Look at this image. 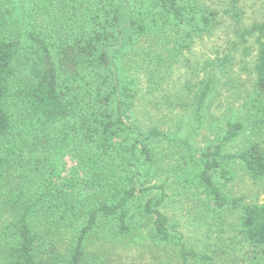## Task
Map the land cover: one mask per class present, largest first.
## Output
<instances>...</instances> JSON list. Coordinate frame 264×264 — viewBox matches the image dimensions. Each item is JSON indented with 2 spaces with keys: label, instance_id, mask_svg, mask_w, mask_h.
<instances>
[{
  "label": "trees",
  "instance_id": "obj_1",
  "mask_svg": "<svg viewBox=\"0 0 264 264\" xmlns=\"http://www.w3.org/2000/svg\"><path fill=\"white\" fill-rule=\"evenodd\" d=\"M26 1L46 15L58 1L73 5L64 20L67 25L53 33L44 27L14 31L13 11ZM215 18V12L195 0H0V190L7 188L2 206L10 215L1 231L0 264H88L86 245L94 235L107 231L104 237L130 239L143 222L149 225L137 236L176 243L181 264L230 260L188 246L161 211L165 184L148 185L159 175L155 141L182 149L174 180L192 201L213 212V225L230 231L228 224L233 225L242 242L264 257V204L228 200L220 185L235 179L226 165L235 161L252 182H264V19L257 28L256 96L250 102L254 113L249 134L259 141H250L238 153L225 154L224 148L245 133L241 121H227L211 144L198 150L188 138L171 137L170 126L180 129L179 122L168 124L159 114L163 132L151 125L154 117L139 119L135 83L127 80L121 66L127 47L157 34H173L179 49L187 51L214 30ZM210 85L185 109L193 135L204 127ZM170 107L180 110V104ZM15 112L26 120L18 125L25 134L65 125L64 133L53 140L42 134L33 144L28 142L32 150L51 156L36 160L33 176L39 183L32 189L14 180L23 158L8 142L17 135ZM58 145L69 160L60 172L51 161ZM156 190L158 199L151 197ZM234 213L235 221L228 222ZM61 229L72 232L66 243L57 235Z\"/></svg>",
  "mask_w": 264,
  "mask_h": 264
},
{
  "label": "rangeland",
  "instance_id": "obj_2",
  "mask_svg": "<svg viewBox=\"0 0 264 264\" xmlns=\"http://www.w3.org/2000/svg\"><path fill=\"white\" fill-rule=\"evenodd\" d=\"M195 2L202 9L216 13L214 30L210 34L192 44L187 51L179 49L171 33L146 37L127 47L129 52L122 56L121 66L128 77L127 80L135 83V113L139 119L154 117L151 125L159 127L163 132L166 128L162 125L159 114L165 116L163 120L168 124L170 120L179 122L180 129H174V124L170 126L174 133L171 137L177 141L188 138L198 150L211 144L227 121H241L246 125L245 133L224 148L225 154L238 153L250 141H259L249 134L250 115L254 113L250 102L256 96L253 67L260 41L257 28L264 19V0ZM72 7L73 5H64L58 1L49 9V15H46L42 9L26 1L17 7L16 12L13 11L12 29L30 32L35 28L44 27L53 33L54 28L62 29L61 27L67 25L68 20H64L66 15L72 12ZM208 82L211 85L204 112V127L198 134L193 135V125L189 124L192 120L185 109H188L195 96ZM261 102L264 107V101ZM172 104H180V110L172 109ZM156 107H160V110ZM183 110L185 113H181ZM14 119L17 135L9 138L8 142L23 158L21 166L17 165V170L14 171L17 176L13 179L17 181V186L23 184L32 189L34 183H39L38 177L33 176L36 160L51 156L49 152L39 148L32 150L30 144L34 143L35 136L42 134L49 140L55 139L64 133L65 125L60 122L46 130L37 129L25 134L27 130L18 125L26 120L16 112ZM261 146L264 152V140ZM59 147L61 146H56V153L51 159L52 164L57 165L58 172L61 171L62 164L69 161L63 151H58ZM152 147L159 175L149 179L148 185L165 184L166 197L160 209L167 215L170 224L175 225L177 231L184 236L187 245L198 253L216 252L223 259L230 258L217 264H263L264 257L261 253L252 252L236 235L233 225L228 224L233 235L226 228L219 230L217 225H213V212L192 201L186 190L174 180L173 169L178 163L182 149L175 143L165 141H155ZM226 165L235 173V179L227 184L220 182L224 196L228 200H239L241 205L264 204V182H252L240 162H229ZM120 173L123 175L121 171ZM152 192L151 197L158 199V191ZM7 194V188L3 187L0 190V243L3 242L1 231L8 224L10 217L2 206ZM235 217L236 213L229 215L227 221L233 222ZM148 225L143 222L138 231L125 240L104 237L108 234L107 231L94 235L86 245L88 264H181L176 256V243L158 244L147 236H137L138 232L141 229L145 231L144 228ZM57 235L66 243L72 232L61 229Z\"/></svg>",
  "mask_w": 264,
  "mask_h": 264
}]
</instances>
